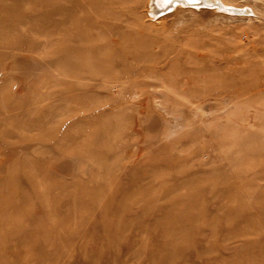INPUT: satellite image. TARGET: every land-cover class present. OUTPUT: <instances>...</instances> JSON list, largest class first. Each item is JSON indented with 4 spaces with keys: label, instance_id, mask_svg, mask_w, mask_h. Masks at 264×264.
<instances>
[{
    "label": "rangeland",
    "instance_id": "374dc122",
    "mask_svg": "<svg viewBox=\"0 0 264 264\" xmlns=\"http://www.w3.org/2000/svg\"><path fill=\"white\" fill-rule=\"evenodd\" d=\"M187 1L0 0V264H264V0Z\"/></svg>",
    "mask_w": 264,
    "mask_h": 264
},
{
    "label": "bare ground",
    "instance_id": "6f19581e",
    "mask_svg": "<svg viewBox=\"0 0 264 264\" xmlns=\"http://www.w3.org/2000/svg\"><path fill=\"white\" fill-rule=\"evenodd\" d=\"M157 1V5L159 7H164V6H168L169 4H176V3H186L188 2L187 0H156ZM207 1H212V0H207ZM222 8H228V7H223ZM157 14V13H156ZM155 13L153 15H156Z\"/></svg>",
    "mask_w": 264,
    "mask_h": 264
},
{
    "label": "water",
    "instance_id": "95a60500",
    "mask_svg": "<svg viewBox=\"0 0 264 264\" xmlns=\"http://www.w3.org/2000/svg\"><path fill=\"white\" fill-rule=\"evenodd\" d=\"M198 1L196 0V1H191L190 3H197Z\"/></svg>",
    "mask_w": 264,
    "mask_h": 264
},
{
    "label": "snow or ice",
    "instance_id": "6c2138e0",
    "mask_svg": "<svg viewBox=\"0 0 264 264\" xmlns=\"http://www.w3.org/2000/svg\"><path fill=\"white\" fill-rule=\"evenodd\" d=\"M190 2H191V0H190Z\"/></svg>",
    "mask_w": 264,
    "mask_h": 264
}]
</instances>
